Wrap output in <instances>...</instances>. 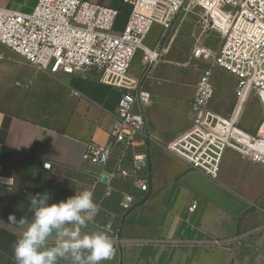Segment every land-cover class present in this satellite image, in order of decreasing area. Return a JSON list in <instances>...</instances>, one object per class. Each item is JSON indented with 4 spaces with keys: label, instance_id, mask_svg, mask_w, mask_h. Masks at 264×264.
<instances>
[{
    "label": "crops",
    "instance_id": "0c3cea01",
    "mask_svg": "<svg viewBox=\"0 0 264 264\" xmlns=\"http://www.w3.org/2000/svg\"><path fill=\"white\" fill-rule=\"evenodd\" d=\"M89 1L119 9L117 29L124 27L130 6L123 0ZM36 4L0 0V6L25 13ZM162 35L163 27L154 24L146 45L156 47ZM171 51L164 48L143 80L152 94L144 108L146 128L161 144L151 145L146 168L150 187L141 193L120 177L111 190L106 182L92 189L100 167L83 159L88 142L109 141L122 90L101 81L95 71L40 70L0 43V178L9 180L0 183V264H15L13 247L26 225L8 217L30 219V195L48 194V203H54L83 190L93 191L99 208L86 231L111 235L110 224L123 239L114 257L102 264H264V166L231 146L213 178L165 147L193 124L191 101L201 73ZM203 51L195 48L197 56ZM141 59L139 51L130 70L135 78L142 76ZM225 79L237 86L233 74L213 66L210 108L228 116L236 92L226 103L218 90ZM259 124L243 125L255 132ZM46 162L52 163L50 169ZM113 162L106 171L113 170ZM122 190L136 196L128 211L120 205ZM194 202L197 208L190 211ZM210 239L222 245H211Z\"/></svg>",
    "mask_w": 264,
    "mask_h": 264
},
{
    "label": "built area",
    "instance_id": "2783aa9c",
    "mask_svg": "<svg viewBox=\"0 0 264 264\" xmlns=\"http://www.w3.org/2000/svg\"><path fill=\"white\" fill-rule=\"evenodd\" d=\"M187 0H123L130 6L129 17L117 29L120 10L89 0H37L31 13L0 6V43L22 56L38 69L51 74L95 71L100 80L122 90L105 144L90 141L83 159L100 167L92 189L106 182L112 189L117 177L130 180L141 193L149 191L146 173L153 143H159L146 128L144 108L152 94L143 80L161 60V42L152 48L146 39L154 24L165 33ZM204 10L203 31H219L220 49L211 67L203 69L191 101L193 124L165 147L185 159L192 167L213 178L219 174L227 148L241 150L264 166V116L255 132L239 126V119L250 95L255 94L264 113V0H194ZM142 51L140 78L130 75L133 61ZM237 78L236 103L224 116L210 108L214 97L213 66ZM76 95L79 93L76 92ZM113 162V170L106 171ZM49 165L50 167H45ZM44 167L50 169L51 162ZM121 207L128 211L135 194L122 190ZM197 208L194 202L190 211ZM115 252L123 243L120 229L112 230ZM211 245H222L217 239Z\"/></svg>",
    "mask_w": 264,
    "mask_h": 264
},
{
    "label": "clouds",
    "instance_id": "9594fccd",
    "mask_svg": "<svg viewBox=\"0 0 264 264\" xmlns=\"http://www.w3.org/2000/svg\"><path fill=\"white\" fill-rule=\"evenodd\" d=\"M8 181L0 178V183ZM28 199L30 219L8 217L10 222L26 225L13 247L15 264H102L114 257L108 234L86 231L99 212L92 190L75 191L54 203H48V194L30 195Z\"/></svg>",
    "mask_w": 264,
    "mask_h": 264
},
{
    "label": "rangeland",
    "instance_id": "374dc122",
    "mask_svg": "<svg viewBox=\"0 0 264 264\" xmlns=\"http://www.w3.org/2000/svg\"><path fill=\"white\" fill-rule=\"evenodd\" d=\"M194 4V0H187L185 8L175 16L168 30L163 33L161 45L165 49L171 48V52H174L173 57L191 62L196 71L201 72L203 69L212 66L222 43V35L219 31H214L211 34L210 29L203 31L201 21L204 10ZM196 47L204 49L200 56L196 55ZM235 87L236 83L229 79L223 80L222 85L218 87L228 104L230 98L235 95ZM234 107L228 106V113L231 114ZM263 116L261 102L252 93L241 112L239 126L252 132L244 126L245 123L254 124L257 127Z\"/></svg>",
    "mask_w": 264,
    "mask_h": 264
}]
</instances>
